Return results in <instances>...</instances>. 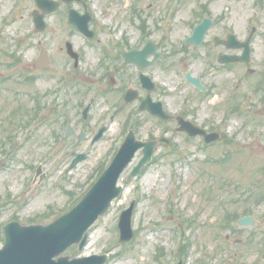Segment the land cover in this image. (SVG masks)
Listing matches in <instances>:
<instances>
[{
  "label": "rangeland",
  "instance_id": "obj_1",
  "mask_svg": "<svg viewBox=\"0 0 264 264\" xmlns=\"http://www.w3.org/2000/svg\"><path fill=\"white\" fill-rule=\"evenodd\" d=\"M90 1L96 19L109 25L115 33L111 35L113 38L126 35L131 28L132 0ZM148 3H152L148 12L151 22L161 20L163 14H167V6L176 7L170 0H139L136 7L146 9ZM13 4L14 0H0V12L8 13ZM21 5L15 12L17 20L8 28V35L12 34L14 26L21 28L19 38L29 33L26 29L32 28L25 25L26 15L31 10L30 1ZM178 6L181 10L176 15L173 31L180 36L188 34V25L203 13L223 19L238 38L243 34L247 36L254 22L257 26L252 37L254 54L248 66L254 72L243 81V75L248 76L243 64L233 63L227 71L216 69L214 82L218 85L221 81L222 88L211 94L214 102L207 97L196 101L195 105L199 121H214L213 129L221 134L219 140L205 149L200 148L198 139L187 140L178 132L175 120L165 124L149 119L142 125L138 136L143 138L166 126L167 133L163 136L169 139V145L159 147L154 154L156 161L136 176L127 178L140 156L137 153L121 175L122 193L105 216L94 222L86 247L77 252L75 245L71 246L66 254L109 253L106 264H174L182 255L177 251L178 235H181L182 245L186 243L187 250L185 264H264L260 258L264 249V197L256 200L253 196L264 194V102L247 107L256 103L258 96H264V0H181ZM217 31L219 28L215 29ZM49 46L57 51L52 44ZM56 55L54 68L40 73V79L33 83H21L19 76H14V69L2 70L4 75L12 71L14 79L9 83L21 93L18 100L11 99L10 92L0 93V226L11 219L25 224L46 223L68 209L107 164L120 141L115 135L122 128L121 121L119 130L114 122L112 129L91 146L90 156L69 172L68 161L64 162L59 156L55 160L47 157L48 124L42 126L32 140L8 143L9 126L18 121L21 124L26 116L30 119L27 112L31 110L34 94L57 82L61 55ZM18 66L19 71L33 70L29 63ZM195 66L198 70L203 68L198 61ZM87 94L82 92L77 102ZM171 100L173 98L169 97L170 103ZM20 106L23 108L16 109ZM13 111L16 112L11 113ZM95 112L101 110L94 109L92 116H96ZM71 113L75 115L73 108ZM85 145L80 143L79 149ZM40 163L44 164L43 170L48 175L41 181L38 178L33 181L32 167ZM132 199L135 200L132 215L135 234L130 242L123 244L118 242V215ZM245 213L255 222L251 226H237L236 220ZM230 223L235 227L230 228Z\"/></svg>",
  "mask_w": 264,
  "mask_h": 264
},
{
  "label": "flooded vegetation",
  "instance_id": "obj_2",
  "mask_svg": "<svg viewBox=\"0 0 264 264\" xmlns=\"http://www.w3.org/2000/svg\"><path fill=\"white\" fill-rule=\"evenodd\" d=\"M26 1L28 0H14L8 14L0 12V93L10 92L13 94L11 99L18 100L21 90L13 89L12 84L9 83L10 79H14L13 74L19 76V80H24L26 74L31 76V83L36 82L40 79V73L54 68L56 53H60L61 57L57 66V82L46 85L34 94L31 110L27 112L30 119L27 120L26 116L21 120V124L18 121V124L9 126L6 136L8 143L32 140L40 128L48 124L50 138L48 159L55 160L59 156L66 162L77 153H84L86 158L92 152L91 147L88 146L99 142L112 129L114 122L117 123L118 130L122 123L121 130L115 135L119 138L121 135L124 136L127 129L138 136L139 129L147 124L149 119L165 124L172 121L174 115H171L169 120H161L148 110L141 109L140 106L144 101L156 103L166 112L175 111L176 118H185L206 129L214 124V121L207 119L199 121L196 101H204L209 97L213 102L214 95L211 94H214L216 89L222 88L221 81L218 85L214 82L215 71L216 69L227 71L231 63L219 64L218 55L241 52L228 48L226 42L231 30L226 27L223 19H216V16L211 14H200L196 21L188 25L190 32L180 36L173 31V25L178 11L181 10L178 6L181 0H173L176 7L166 8L167 14H163L161 20L153 22L148 14L152 3H148L146 9H142L136 7L138 4L136 0H132L134 7L130 13L132 16L130 32L127 31L122 38H113L111 35L115 33L110 30L109 25L100 23L93 15L89 0L74 2L52 0L58 5L56 9L50 11H44L35 0H32L31 10L25 20L26 26L28 24L32 26L26 29L32 37L29 33H23L24 36L19 38L17 34L21 32V28L14 26L12 37L7 39L6 23L13 18H15L13 22L17 20L15 12L22 6L21 2L26 3ZM72 10L74 17L80 22L84 21V13H88V23L93 31V38H87L69 23V13ZM34 14L42 18L44 26L41 30L33 22ZM204 17L211 18L212 23L202 42L198 46L185 44L187 36ZM216 28H219V31L215 32ZM246 38L247 36L243 34L241 40L244 42ZM252 40L250 61L240 63L248 72L247 78L243 75V81L248 80L249 74L254 72L253 68L248 67L254 54ZM215 41L219 44L217 45ZM50 44L57 51L50 49ZM43 51L48 62L46 69L38 68L34 61ZM197 61L203 68L199 70L196 68ZM20 63H29L34 71H19ZM7 68L12 71L14 69L13 74L11 71L4 75L2 70ZM169 70L171 73L168 72ZM187 73L199 79L205 89L199 90L191 85L187 80ZM82 92L88 94L77 102ZM127 93L130 100L125 98ZM227 96L223 100H226ZM169 97L173 98L171 103ZM179 97L181 99L178 101ZM91 99L87 116L82 118L81 111ZM263 102L264 96H258L256 103L248 104L247 107L251 108ZM173 105H176L175 109H172ZM19 108L23 106L16 109ZM72 108L75 110L74 116L71 113ZM94 109H100L101 112H95L96 116H92ZM44 111L46 114L43 115ZM14 112L16 111L11 113ZM88 122L94 125H88ZM165 127L161 126L154 135H160ZM100 128H103L100 138L92 142ZM68 129H71L69 135H67ZM164 132L167 133V130ZM150 137L148 133L145 139ZM80 143L86 144L82 150L79 149ZM71 144H74V147Z\"/></svg>",
  "mask_w": 264,
  "mask_h": 264
},
{
  "label": "water",
  "instance_id": "obj_3",
  "mask_svg": "<svg viewBox=\"0 0 264 264\" xmlns=\"http://www.w3.org/2000/svg\"><path fill=\"white\" fill-rule=\"evenodd\" d=\"M198 28V27H197ZM196 28L189 41H197L202 37L204 28ZM242 56L231 57L228 60H241ZM190 134L204 131L199 128L188 127ZM218 135L216 134L217 138ZM208 140V139H207ZM138 141L131 135L121 145L118 153L110 165L103 171L97 181L89 188L80 201L68 212L59 216L48 224L22 225L17 221H11L3 226L4 242L0 248V264H103L107 255H90L70 259L69 256L60 255L68 246L78 245L80 251L87 241V228L99 216L103 215L111 204V200L117 196L121 187L116 186L117 178L134 151L139 147ZM152 149L148 147L145 155L131 172L134 175L142 165L150 161ZM73 161L71 167L75 164ZM133 204L122 211L119 217L118 227L120 241L129 240L133 231L131 228V212ZM250 221L249 218L240 219ZM264 258V253H263Z\"/></svg>",
  "mask_w": 264,
  "mask_h": 264
}]
</instances>
